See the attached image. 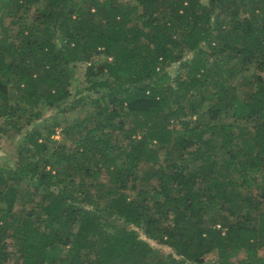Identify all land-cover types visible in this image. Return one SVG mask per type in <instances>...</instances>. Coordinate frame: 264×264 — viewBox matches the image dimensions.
<instances>
[{"label": "trees", "instance_id": "obj_1", "mask_svg": "<svg viewBox=\"0 0 264 264\" xmlns=\"http://www.w3.org/2000/svg\"><path fill=\"white\" fill-rule=\"evenodd\" d=\"M0 26L7 125L85 103L78 61L95 92L56 144L32 126L0 164V264L10 239L20 264H264V0H0Z\"/></svg>", "mask_w": 264, "mask_h": 264}, {"label": "rangeland", "instance_id": "obj_2", "mask_svg": "<svg viewBox=\"0 0 264 264\" xmlns=\"http://www.w3.org/2000/svg\"><path fill=\"white\" fill-rule=\"evenodd\" d=\"M123 2H129L131 4L137 3V0H119ZM36 5H31V8L28 10H21V14L25 15L27 19L32 20L35 13ZM141 8V6H140ZM11 17L9 15H5L4 23L10 25ZM5 31L0 26V35H4ZM191 53H186V57H190ZM71 63L69 66H72ZM86 61H78L76 62V66L74 70L69 72L70 76V90L71 96L69 99H73L74 101L80 97L85 100V103L78 104L75 109L69 112L61 111L57 106H49L46 104H40L37 107L28 110L25 116L18 117V125H22V128H18V126L7 125L4 122V118L0 116V128H2L1 133V150H0V164L4 167H14L18 164L19 160V146L23 141L24 134L26 130L32 126H49L55 129V133L53 134L54 142L56 144L58 140L61 139V130L62 127L69 123H74L79 119L85 117L89 111H92V105L90 104L91 97L95 96V92L90 88V81L87 80L85 71H86ZM179 67V61L173 62L169 64L166 68L171 73H175V71ZM87 102V103H86ZM89 102V103H88ZM195 117V116H194ZM227 117L225 116V119ZM161 154H164V149H160ZM145 165H149V163H145ZM107 177V173L104 172V178ZM261 181V179H260ZM151 183L150 180L142 182L143 186H149ZM29 196L27 195L25 198H20L16 204V211H25L30 209L33 206L32 201L29 200ZM131 227V224H129ZM133 226V225H132ZM141 236L146 237L154 246L160 248L165 254L175 253V251L166 244L159 242L156 239L148 237L144 232V228L135 227ZM9 250L10 259L8 261L9 264H20V260L18 258V254L16 252V247L14 245L13 240H9ZM259 253L264 255V246L259 249ZM207 263H213L218 258V254L216 251H212L206 254ZM246 257L245 251H240L238 255L234 256L232 260H239ZM195 264V262H192Z\"/></svg>", "mask_w": 264, "mask_h": 264}]
</instances>
